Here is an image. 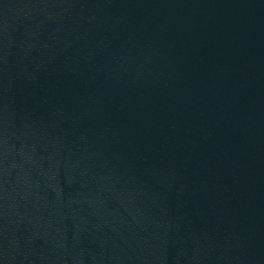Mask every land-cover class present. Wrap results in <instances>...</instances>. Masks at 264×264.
I'll return each instance as SVG.
<instances>
[{
	"label": "water",
	"instance_id": "obj_1",
	"mask_svg": "<svg viewBox=\"0 0 264 264\" xmlns=\"http://www.w3.org/2000/svg\"><path fill=\"white\" fill-rule=\"evenodd\" d=\"M0 264H264V0H0Z\"/></svg>",
	"mask_w": 264,
	"mask_h": 264
}]
</instances>
